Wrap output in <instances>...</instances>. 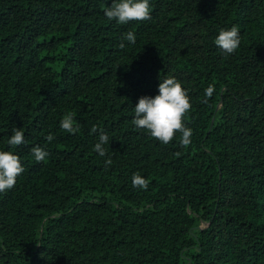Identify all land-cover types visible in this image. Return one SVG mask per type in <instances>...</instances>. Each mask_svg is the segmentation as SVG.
I'll return each mask as SVG.
<instances>
[{
    "label": "trees",
    "instance_id": "1",
    "mask_svg": "<svg viewBox=\"0 0 264 264\" xmlns=\"http://www.w3.org/2000/svg\"><path fill=\"white\" fill-rule=\"evenodd\" d=\"M110 4L0 0V148L25 133L24 171L0 192V264H264V0H151L126 24ZM232 25L226 54L214 38ZM172 75L189 90L188 145L133 123Z\"/></svg>",
    "mask_w": 264,
    "mask_h": 264
},
{
    "label": "clouds",
    "instance_id": "2",
    "mask_svg": "<svg viewBox=\"0 0 264 264\" xmlns=\"http://www.w3.org/2000/svg\"><path fill=\"white\" fill-rule=\"evenodd\" d=\"M151 0H111V4L104 9V15L108 19H115L117 23L126 24L130 20H147L151 17ZM241 40L239 28L232 25L219 30L214 38L215 44L226 54L232 53L239 47ZM124 41L134 44L136 34L128 31L122 38L120 47H124ZM205 96L210 97L214 91V85H209L205 90ZM191 107L189 90L184 87L182 81L176 76L159 77L158 91L155 95H141L134 104L133 123L137 128L146 129L148 134L164 144L169 143L176 132L181 133L180 143H191L192 128L184 122V116ZM74 114L69 112L60 120V127L70 133L77 131L79 125H74ZM95 131V129H93ZM49 133L47 140H53ZM25 142V133L22 127H14L7 144L10 148H0V192L15 186L18 176L24 171V164L20 154L12 150ZM109 144V136L101 131L94 149L100 156H106L105 145ZM31 153L36 161L45 160L49 151L45 146L34 145ZM106 164L111 160L106 159ZM133 186L147 188L149 181L141 174L134 173Z\"/></svg>",
    "mask_w": 264,
    "mask_h": 264
}]
</instances>
